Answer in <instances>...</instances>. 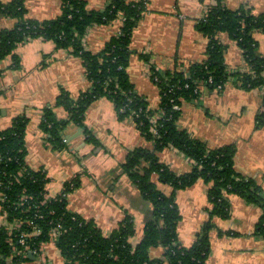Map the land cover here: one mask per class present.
Instances as JSON below:
<instances>
[{
  "label": "crops",
  "instance_id": "crops-1",
  "mask_svg": "<svg viewBox=\"0 0 264 264\" xmlns=\"http://www.w3.org/2000/svg\"><path fill=\"white\" fill-rule=\"evenodd\" d=\"M93 11H103L111 0H84ZM144 2L146 11L136 27L131 50L129 75L136 91L145 97L148 107L160 108L161 92L152 80V69L161 73L176 69L187 70L191 63L202 62L209 40L198 31V22L208 14L216 0H128ZM10 4L13 0H0ZM27 17L37 22L56 20L62 14L63 0H25ZM230 10L241 7L254 13L264 12V0H224ZM17 20L0 18V34L15 28ZM121 20L109 25L94 26L85 38V47L92 53L101 52L118 36ZM227 45L225 60L231 73L245 70L243 50L227 35L221 36ZM256 52L264 56V33L256 32ZM147 57V59L142 58ZM15 58L19 61L15 66ZM90 83L82 61L52 41L42 38L17 45L14 52L0 61V131L12 127L18 118H26V163L34 170L47 173L46 198L59 196L65 185L79 178L80 187L67 196L68 209L84 219L94 221L105 236H111L129 218L134 224L131 243L137 246L152 219V207L142 192L124 173L122 165L137 148L155 149V143L142 135L133 118L121 120L112 102L101 99L88 108L83 126L69 122L62 133L67 142L55 148L43 132V112L55 106L62 92L78 98ZM264 100V89L245 90L230 78L221 90L209 87L198 98L181 107L180 126L191 137L205 142L209 148L236 147L235 166L242 176L257 182L264 191V123H258ZM59 119L66 111L54 109ZM98 144L87 141L85 132ZM160 161L176 174L193 171L195 163L182 152L167 148L157 152ZM153 181L166 195L173 189ZM209 188L204 180L177 194L181 220L178 224L179 243L191 247L210 220L213 209ZM227 218H214L210 232L211 251L206 264H264V240L256 234L263 210L238 196L229 198ZM9 224L0 210V228ZM13 255H16L15 253ZM30 254L16 264H66L60 249L48 242L42 255ZM152 258H162L164 249L150 250ZM12 258L7 264H14Z\"/></svg>",
  "mask_w": 264,
  "mask_h": 264
},
{
  "label": "trees",
  "instance_id": "trees-1",
  "mask_svg": "<svg viewBox=\"0 0 264 264\" xmlns=\"http://www.w3.org/2000/svg\"><path fill=\"white\" fill-rule=\"evenodd\" d=\"M24 1L0 2V18L7 16L17 20L14 29L0 34V61L11 55L17 45L36 38L52 41L58 49L66 50L82 61L89 89L78 98L62 92L55 106L44 110L41 128L49 142L62 149L65 144L62 133L67 124L83 126L88 108L101 99L113 103L121 120L133 118L142 135L155 143V149H135L122 168L151 205L152 219L145 227L144 238L134 246L131 243L134 224L129 218L108 237L94 221L71 212L67 197L60 195L57 200L42 204L49 180L46 171L34 170L27 165L25 136L28 120L18 118L11 128L0 131L3 156L0 160V210L7 215L10 225L19 222L21 228H0V264H7L11 257H14V264L20 263L23 258L13 255L16 249L25 251L29 246L38 253L42 245L51 242V230L59 224L66 232L56 244L66 264H206L211 251L210 232L215 228L214 218L229 216V198L234 195L263 210L256 234L264 240V191L255 180L236 170V147L211 149L205 142L191 137L179 124L182 110L175 109L176 105L181 108L184 102L196 100L206 87L218 89L222 85L224 88L230 78L245 90L264 89V56L256 52L254 39L256 32L264 33V12L256 14L245 7L230 10L224 0H216L209 6L207 16L198 22V31L209 40L205 59L191 63L187 70L161 73L152 69V80L161 92L160 108L154 111L148 107L145 97L136 91L128 71L133 54V33L146 11L143 1L111 0L105 10L93 11L84 0H63L61 16L42 23L27 17ZM118 20L122 23L120 33L101 52L92 53L86 49L84 42L91 28ZM222 35L236 41L243 50L246 71H229L225 60L227 45L222 43ZM18 65L15 58V66ZM210 78L213 83H209ZM58 107L66 111L67 118L56 116L54 109ZM156 115L158 135L154 136L152 128ZM257 120L260 125L264 123V100ZM85 134L89 143L98 144L90 132ZM167 148H174L190 158L195 163L193 171L176 174L162 163L157 152ZM154 175L159 176L162 184L172 187L171 195L159 189L153 181ZM199 180L210 185L208 195L213 209L197 241L191 247H184L178 236L181 215L177 194ZM79 187L80 181L76 178L65 185L64 193L69 195ZM23 198L28 202L21 205ZM34 226L42 230L41 235H33ZM23 234H30L26 245L20 243ZM155 247L164 249L162 258L151 257L150 250Z\"/></svg>",
  "mask_w": 264,
  "mask_h": 264
},
{
  "label": "built area",
  "instance_id": "built-area-1",
  "mask_svg": "<svg viewBox=\"0 0 264 264\" xmlns=\"http://www.w3.org/2000/svg\"><path fill=\"white\" fill-rule=\"evenodd\" d=\"M209 83H213V79H212V78H210ZM218 89H219V90L223 89V86H222V85H219V86H218ZM196 91H197V93L199 92V90H196ZM175 109H176V110H180L181 108H180V106L176 105V106H175ZM157 119H158V116L156 115V116L154 117V119H153L154 124L156 123L155 121H156ZM152 132H153L154 136H157V135H158V127H157L156 124H155V125L153 126V128H152ZM64 141L67 142L66 139H65ZM1 159H3V156H2V154L0 153V160H1ZM64 189H65V188H64ZM60 195H61V197H67V196H68L67 193H64V190L62 191V193H61ZM60 195H59V196H60ZM53 199L57 200V199H58V196L55 197V198H53ZM53 199H47V198H46V195H45V200H44V202H42V204H44V203H46V202H48V201H51V200H53ZM27 202H28V201H27V198H23V202L21 203V205H24V204H26ZM14 225H15V228H14V229L21 228V223H19V222L15 223ZM33 229H34V233H33V235H35V236H39V235H41L42 230H41L40 228H38L37 226H34ZM65 232H66V229L63 228L60 224L57 225L56 227H54V228L51 230V242L56 243L57 240H59V239L63 236V234H64ZM29 236H30V234H27V235H24V234H23V237L20 238V243L23 244V245H26V244H27V240H26V238L29 237ZM44 246H45V245H42V246L40 247L38 253H36V252H34L33 250H31V249L29 248V246H27V248H26L25 251L17 250V249H16V250H14V252H15L16 255L21 256L23 259H25V258H27V256L30 255V254H35V255H38V256H39V255H42V252H43V248H44ZM43 263L46 264L45 262H43Z\"/></svg>",
  "mask_w": 264,
  "mask_h": 264
}]
</instances>
